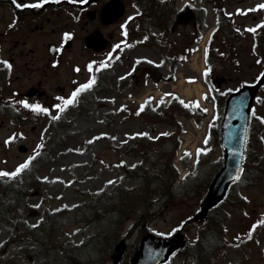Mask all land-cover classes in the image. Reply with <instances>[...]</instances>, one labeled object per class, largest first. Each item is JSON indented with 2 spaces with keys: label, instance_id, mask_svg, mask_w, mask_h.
Returning a JSON list of instances; mask_svg holds the SVG:
<instances>
[{
  "label": "rangeland",
  "instance_id": "1",
  "mask_svg": "<svg viewBox=\"0 0 264 264\" xmlns=\"http://www.w3.org/2000/svg\"><path fill=\"white\" fill-rule=\"evenodd\" d=\"M223 8L230 26L229 30L234 37L230 42L223 39L220 30L216 31L219 18L216 16L212 0H180L179 9L185 11L188 8L195 11V15L204 20L206 33L197 42L194 41L195 28L189 25V20L184 17V24L178 27L177 33L167 39L169 54L182 59L178 67L176 80L157 84H141L138 75L132 76L129 84L119 85L121 77H128L134 70V64L147 59L161 66L163 75L170 72L169 66L163 64L162 55L156 48L131 45L132 38L124 45V32L129 31L133 24L132 18L136 11L129 4L126 15L116 23L106 26L104 32L111 43V48L106 55H94L89 52L84 44L85 29L78 25L75 32V43L71 49L63 53V63L57 69L48 67L49 53L46 45L51 41L60 39V24L65 23L68 17L64 14L57 19V31L53 33V26L47 31L35 34L25 49L34 47L33 55L25 74L16 73L9 87L1 93L0 98L10 103L19 110L20 100L32 104H39L49 109L50 116L58 115L61 125L59 136L54 141L53 132L49 127L50 116L42 121L26 122L25 114L21 115V124H15L9 117H0V170L13 171L28 156L34 155L29 168L23 171L38 174L35 179V187L28 194L31 197L20 201L19 212L6 213L0 227V262L4 264H48L52 262L55 252L50 249H41L37 240L47 231L54 230L55 236L66 248H89L93 243L87 242L94 238L99 231L111 226L116 212L108 209L114 204L117 189H130L137 183L130 182L126 171L119 163L121 158L113 148H133L140 146L147 149L151 155L159 148L168 150L170 142L160 143L161 136H176L175 127L167 123H150L142 120L137 113L145 103L151 100L150 106L155 109L161 101H169L171 97H178L186 104L194 105L199 102L208 112L203 124L199 127L193 120L181 117L183 127L180 130L181 148L176 154L174 166L179 173V184L176 187V199L169 202H159L152 209L155 215L150 221V230L157 234H163L169 238L175 235L185 220L191 225L196 221L201 210V195L206 193L205 185L209 184L213 174L223 160V149L215 142V130L220 129L221 111L215 108V98L211 96V90L204 84V73L209 69L205 62L208 44H213L226 65L216 64L214 70L215 80L220 86V91H232L245 82L254 85L263 71L252 47L255 39L263 40L262 25L264 26V8L257 5L264 4V0H224ZM190 19L193 22L194 16ZM188 18V17H187ZM5 25H0V32ZM254 29V30H253ZM150 31L156 33L160 41L159 30L151 27ZM17 37L7 38L3 48L13 47ZM163 44V42H162ZM117 45L119 47H117ZM126 48L123 62L110 73L111 87L105 89L99 85L91 92H96L94 99L77 114L66 109L61 111L54 107L63 101L58 97L68 98L71 92L81 83H86L93 72L101 64H107ZM14 48V47H13ZM191 53V54H190ZM92 64L89 72L87 65ZM79 67L80 71H75ZM134 79L137 81L135 82ZM264 84V79H262ZM40 86L46 92V96L40 102L28 101L24 94L33 86ZM62 87L63 91H60ZM90 92L84 91L82 95L87 98ZM258 98L254 104L256 115H253L255 125L260 132L256 142H264V123L259 117H264V85L258 92ZM255 126V127H256ZM147 133L146 136L136 135ZM167 133V135H161ZM9 137H13L9 140ZM9 140L6 144L5 141ZM43 145V147H37ZM113 145V146H112ZM25 150H20V147ZM35 150V152H34ZM257 159L262 156L264 166V145L257 148ZM201 152V155L198 154ZM210 152V153H209ZM38 153V155H37ZM185 158V162H182ZM127 166L142 165V157L137 152L125 158ZM144 164V163H143ZM137 165V166H139ZM148 165L145 166V168ZM19 173L18 181L22 177ZM20 176V177H19ZM47 177L48 179H43ZM6 178V177H5ZM264 178V177H263ZM112 181V183H108ZM259 185L241 188L240 195L242 207L226 206L228 218L225 223L227 230V246L217 251L213 262L207 264H264V179L258 181ZM12 196V193L9 194ZM181 199V197H184ZM247 197V199H245ZM179 200L181 202H174ZM94 207H90L91 204ZM39 205V207H34ZM95 210L106 213L104 219L98 220L89 226L77 221L85 216H92ZM23 219L25 227L15 225L17 220ZM123 235L128 241V247H134L140 241L139 229L131 228L132 220L122 222ZM35 225V226H34ZM21 230L20 238L10 237ZM78 230V231H77ZM189 235V236H188ZM188 242H193L195 232L190 230ZM12 238V239H10ZM252 238L253 242H247ZM7 239L9 241H7ZM126 241V242H127ZM178 237L176 242L182 243ZM113 252V251H112ZM109 256L102 259L99 264H113ZM134 250L128 254L129 263L126 260L121 264H131ZM183 253L176 254L169 264H183Z\"/></svg>",
  "mask_w": 264,
  "mask_h": 264
},
{
  "label": "trees",
  "instance_id": "2",
  "mask_svg": "<svg viewBox=\"0 0 264 264\" xmlns=\"http://www.w3.org/2000/svg\"><path fill=\"white\" fill-rule=\"evenodd\" d=\"M176 1L178 0H133L135 4H139V14L136 17L137 29L142 30L149 37L146 41H141L146 46L160 45L156 41V37L152 34H148L147 28H144L146 24L154 25L163 31L168 29V26L172 23L173 15L177 12ZM224 0H212L213 7L216 14L220 19L217 27V31L220 30L223 39L230 42L234 37L233 33L229 30L230 26H227L229 18L225 14ZM197 20V39L200 38V33L204 32L205 26L202 24L200 17H195ZM146 29V30H145ZM199 35V36H197ZM263 40L255 39V44L252 47V51L257 56L258 62L264 70V26L262 30ZM154 38V39H153ZM207 64L213 67V64L222 63L226 65L221 58L223 54L214 47L213 44L208 46ZM166 60L171 62L173 73L170 76V80L175 79L174 72L176 68V61L165 55ZM137 71H140V78H143V82H151L153 80H163L164 77L160 72L159 66L149 61H141L136 65ZM217 70L212 68L211 75ZM206 83L210 86L216 97V108L223 111L226 101V93L220 92L211 78L210 72L206 73ZM137 113L142 117L143 121L150 123H169L176 128L178 134L174 136H161L160 143L170 142L171 147L168 150L159 148L154 155L147 152V149H141V145L134 146L133 148H122L113 146L120 156H130L137 152V155L143 158L142 165H135V167H126L122 165L123 170L126 171L130 182L136 184V187L130 189H117L115 195L116 201L109 211L116 212L117 216L113 218L111 226L99 231L95 234L94 238H91L87 244L93 243L91 247L87 248L83 245L82 249L75 247L66 248V244L62 243L54 234V230L45 232L42 236L38 237V244L41 249L46 251L53 250L55 252L52 262L48 264H99L102 259L106 258L113 251V246L116 242L125 235H123L122 222L126 219L132 220L133 225L131 228L139 229L140 234L144 235L145 231L149 229V224L152 217L155 215L152 212L159 202H169L176 199V186L179 183V173L174 166V159L177 156L176 153L179 150L181 143L179 140L180 130L183 127L182 121L179 117L183 116L186 119H193L198 126L203 123V119L206 116V111L200 105L189 107L185 103L173 97L172 100L165 105L164 102L158 105V108L152 109L150 104L143 106L137 110ZM221 121V118H220ZM255 125L254 120L251 122V131L249 136V142L247 146V156L245 160V167L242 172V177L236 184L230 188L226 199L217 204L207 214L204 219V223L197 227V234L194 241L188 244L183 250H180L184 255L183 264H207L213 262L217 256V251L227 246L225 223L228 218V212L226 206L242 207V201L245 203L243 197L240 195L241 188H248L251 186L259 185L258 181L264 179V166L262 165V156L257 159V148L264 145V142H256L257 134L260 132L258 126ZM60 131L55 133L59 134ZM55 138L53 137L52 140ZM215 142L217 145L219 142V131L215 130ZM210 153V152H209ZM201 155V153H198ZM219 168L222 167L220 161ZM148 165L146 168L145 166ZM218 168V169H219ZM217 169V170H218ZM38 178L37 174L24 175L22 183H16V178L11 177L8 180L0 179V227L4 220V214L7 212H18L17 206L21 200H25L31 196L28 194L30 189L34 188L37 183L35 179ZM210 184V183H209ZM209 184L205 185L206 191L209 189ZM13 192L14 196H10L9 199H5V195ZM207 193V192H206ZM206 193L200 194V204L204 202ZM181 197V199H184ZM174 202H181L179 200ZM94 206L92 203L90 207ZM106 213L101 214V210H96L92 216H86L82 220L84 223L93 225L95 221L104 219ZM79 219V217H78ZM81 221V220H79ZM78 221V222H79ZM15 225H19L22 228L25 227V221L17 220ZM186 225H188L186 223ZM10 237L20 238L21 230H18L13 235L12 229L9 230ZM12 239V238H10ZM7 241H9L7 239ZM247 242L252 243V238ZM134 247L129 251L132 252L137 248ZM127 257L130 258L127 254ZM0 264H4L1 263Z\"/></svg>",
  "mask_w": 264,
  "mask_h": 264
},
{
  "label": "flooded vegetation",
  "instance_id": "3",
  "mask_svg": "<svg viewBox=\"0 0 264 264\" xmlns=\"http://www.w3.org/2000/svg\"><path fill=\"white\" fill-rule=\"evenodd\" d=\"M111 1L113 0H42L41 6L36 8L28 5L40 2V0H15V2L14 0H0V25H5L0 32V61L7 60L12 65L11 69H8L0 63V86L3 88L9 87L14 77H17L16 73L22 75L27 72L29 64L32 62L30 59L33 56L30 53L36 52V49L34 47L25 49V45L29 43L35 34L47 31L51 24L53 33H55L58 27L57 19L62 14L66 15L68 20L59 25L61 27L60 39L51 41L46 45L48 49L51 44H54L55 54L49 55L48 63V67L52 70L62 65L64 51L71 49L74 45L76 40L74 33L77 32L78 25L81 29L86 28L83 47H86L85 39L89 35H94L95 32L101 31L102 35L106 37L104 30L108 25L103 23L101 11ZM17 3H23L24 7H16ZM65 32L71 33V38H65L63 36ZM14 36L17 37L14 48H3L7 38ZM66 43H69L68 47H65ZM108 46L111 47L110 43ZM88 51L93 53L89 49ZM107 51L104 50L102 53L95 55H103ZM59 89L63 91L62 87H59ZM42 90L38 85L33 86L25 95L27 96L31 91L41 92ZM30 95L36 96V93ZM43 98L36 97L33 100L34 102H40ZM23 108L24 106L21 104L19 110ZM13 109L16 110L14 107Z\"/></svg>",
  "mask_w": 264,
  "mask_h": 264
},
{
  "label": "water",
  "instance_id": "4",
  "mask_svg": "<svg viewBox=\"0 0 264 264\" xmlns=\"http://www.w3.org/2000/svg\"><path fill=\"white\" fill-rule=\"evenodd\" d=\"M124 4L118 0L109 3L102 10V19L105 24L112 23L124 14ZM98 33V32H96ZM89 47L101 49L103 41L100 35H92L86 39ZM261 84V83H260ZM245 86L242 89L233 92L227 101L226 111L223 116L221 126V141L225 149L224 168L220 170L211 185L210 192L204 202V213L215 205V203L224 198L230 184L236 182V176L241 175L243 161L246 156V144L249 135L250 115L252 103L255 98L256 88ZM25 148H21L23 151ZM175 239V238H174ZM140 249L133 258V264H162L169 259V254L174 250L173 242L159 238L155 234L149 233L141 243ZM127 249L124 241L116 245L113 255L114 264H119Z\"/></svg>",
  "mask_w": 264,
  "mask_h": 264
},
{
  "label": "snow or ice",
  "instance_id": "5",
  "mask_svg": "<svg viewBox=\"0 0 264 264\" xmlns=\"http://www.w3.org/2000/svg\"><path fill=\"white\" fill-rule=\"evenodd\" d=\"M14 2H15V0H14ZM41 2H42V0H40V2L31 4V5H28V6L38 8V7L41 6ZM16 7H24V5H23V3H17L16 4ZM257 7L258 8H264V4L257 5ZM129 19H131V17H129ZM63 36L65 38H71L72 34L71 33H68V32H65L63 34ZM117 47H119V46L117 45ZM0 63L4 64L8 69H11V67H12V65L7 60H2V61H0ZM87 69H88L89 72L92 71V64L91 63H89L87 65ZM75 71L79 72L80 71L79 67H76L75 68ZM262 75H264V74H262ZM121 79H123V77H121ZM95 82H96V77L93 76L86 83L79 84V86H77L71 92V94H70V96L68 98L58 97L59 100L63 101V106L61 104L57 103V104L54 105V107L57 108V109H60L61 111H63L68 106L74 105V104L78 103V99L77 98H78L79 94L81 92L85 91V90L91 89L92 86L95 84ZM257 99L259 100L260 98H257ZM19 103L22 104L25 108L33 109V110H36V111H39V112H43V113H48L49 112V109L48 108L42 107L39 104H32V103H29V102H27L25 100H20ZM205 111H207V109H205ZM253 115L254 116L256 115L255 110H253ZM59 118L60 117L58 115L52 116V119L53 120H57ZM259 119L261 120L262 123H264V117H259ZM136 135L146 136L148 134L147 133H144V132H141V133H137ZM161 135H167V133H161ZM12 138L13 137H9V140H11ZM9 140H6L5 143L7 144L9 142ZM37 147H43V145H38ZM34 152H35V150H34ZM37 155H38V153H37ZM33 159H35V156L34 155L28 156L27 159L24 162L20 163L15 168V170H13V171H3V170H0V177H15V176H17L23 170L29 168L30 162ZM133 167H135V165H133ZM240 171H243V170L241 169ZM240 178H241L240 175H237L236 176V180H240ZM43 179L46 180L48 178L47 177H43ZM108 183H112V181H108ZM245 199H247V197H245ZM34 207H39V205H34ZM261 223H264V221H262Z\"/></svg>",
  "mask_w": 264,
  "mask_h": 264
}]
</instances>
